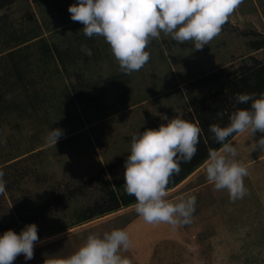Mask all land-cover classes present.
Segmentation results:
<instances>
[{
  "label": "rangeland",
  "instance_id": "1",
  "mask_svg": "<svg viewBox=\"0 0 264 264\" xmlns=\"http://www.w3.org/2000/svg\"><path fill=\"white\" fill-rule=\"evenodd\" d=\"M75 2L17 0L0 10V170L6 181L0 234L36 223L40 238L31 260L20 254L12 264H43L45 254L56 252L70 255L90 232L115 228H126L132 238L123 253L132 264H264V154L251 147L260 133L230 138L235 159L249 171L242 199L216 190L204 163L167 190L170 200L197 197L190 224L173 229L146 223L135 204L74 222L79 210L124 178V165H109L130 152L133 135L166 123L164 115L183 118L194 111L196 99L220 91L232 71L252 57L264 61V48L251 47L264 38V0H242L203 49L161 33L145 49L148 62L130 74L121 71L104 37L85 36L84 25L70 18L68 7ZM55 47L66 66L54 58ZM75 84L83 98L74 93ZM52 128L64 130L56 145L45 142ZM80 184L81 193L29 222L47 199Z\"/></svg>",
  "mask_w": 264,
  "mask_h": 264
},
{
  "label": "clouds",
  "instance_id": "2",
  "mask_svg": "<svg viewBox=\"0 0 264 264\" xmlns=\"http://www.w3.org/2000/svg\"><path fill=\"white\" fill-rule=\"evenodd\" d=\"M242 0H77L69 5L73 21L81 22L87 37L102 36L121 71L140 70L149 60L146 51L152 38L161 33L170 35L179 43L193 41L195 49H203L217 36L229 15ZM81 50L88 56L92 50L86 44ZM249 105L246 108L237 105ZM223 115L222 113H217ZM166 123L158 128H147L132 136L130 153L124 162L125 192L136 198L135 211L149 224H168L175 229L190 224L197 197L181 194L175 200L167 199V186L174 174L181 172V163L192 160L197 152L201 128L179 116L162 117ZM228 124L209 125L212 139L219 149L209 148L204 161L206 177L216 190L226 189L231 200L242 199L247 188L244 177L248 167L235 159L237 148L230 137L234 133L249 131L253 138L252 151L264 154V91L236 93L234 110ZM64 135L62 128H52L45 137L47 144H57ZM5 141H0L4 143ZM111 179V177H108ZM6 191L4 172L0 170V194ZM51 238H45L53 239ZM38 236L36 223L25 224L19 233L7 229L0 234V264H12L18 255L25 261L34 256ZM133 246L125 229L115 228L103 233L90 232L86 240L72 254L59 252L45 254L43 264H132L124 255Z\"/></svg>",
  "mask_w": 264,
  "mask_h": 264
},
{
  "label": "trees",
  "instance_id": "3",
  "mask_svg": "<svg viewBox=\"0 0 264 264\" xmlns=\"http://www.w3.org/2000/svg\"><path fill=\"white\" fill-rule=\"evenodd\" d=\"M15 1L17 0H0V10L10 6ZM251 47L255 50L264 48V38L253 40ZM54 51V58L57 57V59L62 62L61 64L66 66L65 59L63 58L60 49L55 47ZM252 60V63L241 65V67L232 71L220 91L213 93L208 98L201 97L196 99L193 102L194 111L189 112L183 117V119L189 120L201 128L200 139L197 145L196 154L190 162L181 163V172L178 175L174 174L170 177L167 190L176 187L201 166L208 157L209 148H220V145L212 139V135L209 132V125L216 123L221 126H226L228 124V116L234 110L235 94L252 92L259 93L264 91V61H260L255 57H252ZM73 90L77 97L83 98V93L80 92L77 84L74 85ZM248 106L249 105L246 104L237 105V107L241 108H246ZM217 113H222L223 115H218ZM237 133H234L232 137ZM129 153H126L123 157L117 159L114 163H111L109 165L110 168L112 169L113 167L124 165ZM123 184L124 178L117 179L114 185L108 189L105 197H102L99 201L97 200L95 203L79 210L74 216V222L77 224L84 223L135 204L136 198L125 192ZM84 186V184H80L77 187L69 189L65 194H58L51 199H47L39 207L37 213L34 214V212H32L33 216L28 217L29 222L37 219L41 214V211H46L50 206H56L57 204L64 202L70 195L72 196L77 192L81 193Z\"/></svg>",
  "mask_w": 264,
  "mask_h": 264
}]
</instances>
